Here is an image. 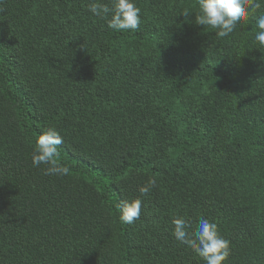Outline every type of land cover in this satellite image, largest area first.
Returning a JSON list of instances; mask_svg holds the SVG:
<instances>
[{
    "label": "trees",
    "instance_id": "obj_1",
    "mask_svg": "<svg viewBox=\"0 0 264 264\" xmlns=\"http://www.w3.org/2000/svg\"><path fill=\"white\" fill-rule=\"evenodd\" d=\"M91 2L0 3V264H206L176 217L215 222L224 264H264V4L221 38L198 0H134L123 32ZM49 126L67 175L31 163Z\"/></svg>",
    "mask_w": 264,
    "mask_h": 264
},
{
    "label": "clouds",
    "instance_id": "obj_2",
    "mask_svg": "<svg viewBox=\"0 0 264 264\" xmlns=\"http://www.w3.org/2000/svg\"><path fill=\"white\" fill-rule=\"evenodd\" d=\"M3 3V0H0ZM264 0H198L199 13L195 19L198 25L216 29L218 37H227L237 25L247 22L249 11L262 7ZM88 11L95 17L107 20V27L118 32L137 30L141 24V9L134 0H111V5L92 0ZM184 15L188 12L185 10ZM254 40L264 47V13L256 21ZM64 140L54 126H49L35 141L31 155L34 167L46 166L44 171L50 176H64L68 168L60 158L59 146ZM156 180L150 179L139 187L142 195L148 194L156 186ZM142 201L139 198L125 200L119 206V219L131 224L141 216ZM173 236L176 241L193 250L206 264H224L231 255L230 241L225 239L215 222L201 218L194 232L189 231L188 222L182 217L172 221Z\"/></svg>",
    "mask_w": 264,
    "mask_h": 264
}]
</instances>
